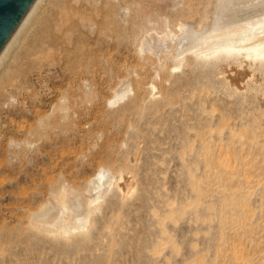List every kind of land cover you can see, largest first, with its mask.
Here are the masks:
<instances>
[{"label":"rangeland","instance_id":"374dc122","mask_svg":"<svg viewBox=\"0 0 264 264\" xmlns=\"http://www.w3.org/2000/svg\"><path fill=\"white\" fill-rule=\"evenodd\" d=\"M34 20L0 69V264H264V0Z\"/></svg>","mask_w":264,"mask_h":264},{"label":"water","instance_id":"95a60500","mask_svg":"<svg viewBox=\"0 0 264 264\" xmlns=\"http://www.w3.org/2000/svg\"><path fill=\"white\" fill-rule=\"evenodd\" d=\"M39 0H0V65Z\"/></svg>","mask_w":264,"mask_h":264},{"label":"bare ground","instance_id":"6f19581e","mask_svg":"<svg viewBox=\"0 0 264 264\" xmlns=\"http://www.w3.org/2000/svg\"><path fill=\"white\" fill-rule=\"evenodd\" d=\"M44 1L45 0H39L38 1V3H37V5L35 6V8H34V10L32 11V13H31V15L29 16V18H28V20L26 21V23H25V25L23 26V28H22V30L20 31V33H19V35L17 36V38H16V40L14 41V43H13V45L11 46V48H10V50L8 51V53H7V55L5 56V58H4V60L2 61V63H1V65H0V69H1V67L4 65V63L5 62H7V60L9 59V57L12 55V53L17 49V47H18V45H19V43L23 40V38L25 37V35H26V33H27V31L30 29V27H31V25L33 24V21H35L34 19H35V17L37 16V13L40 11V9H41V7H42V5H43V3H44ZM261 25V24H260ZM258 26V25H257ZM256 26V27H257ZM262 26V25H261ZM259 28V27H258ZM262 28V27H261ZM252 29V28H251ZM250 29V30H251ZM241 30V29H240ZM246 30V29H245ZM253 30V29H252ZM255 30H257V29H255ZM243 31V29L241 30V32ZM246 31H248V30H246ZM260 31V30H259ZM208 32V31H207ZM246 33V32H245ZM243 34V35H246V34ZM227 34V33H226ZM235 35V34H234ZM252 35V34H251ZM253 35H254V33H253ZM252 35V36H253ZM255 35H256V33H255ZM211 36V35H210ZM233 36V35H232ZM242 36V35H241ZM211 37H213V36H211ZM215 37V36H214ZM213 37V38H214ZM246 38H247V36H245ZM241 38V37H240ZM252 38V37H251ZM250 38V39H251ZM212 39V38H211ZM236 39V38H235ZM234 39V40H235ZM245 39V38H244ZM205 40V39H204ZM225 40H228V39H225ZM231 40V39H230ZM233 40V39H232ZM209 41H211L210 39H209ZM227 43V42H226ZM222 44H223V42H222ZM228 44V43H227ZM233 44V43H232ZM250 47V46H249ZM229 48V47H228ZM206 50V48H203V49H200V50ZM256 49V48H255ZM205 52H207V51H205ZM205 56V55H204ZM248 69V68H247ZM241 72V71H240ZM246 72V71H245ZM243 74V73H242ZM239 75V74H238ZM244 75V74H243ZM242 75V76H243ZM245 76H246V74H245ZM244 76V77H245ZM235 77H236V75H235ZM236 79V78H235ZM237 80V79H236ZM124 93V92H123ZM121 94H122V92H121ZM121 97V96H120ZM123 97V96H122ZM118 98V97H117ZM116 98V99H117ZM122 99V98H121ZM119 100V99H118ZM113 102V101H112ZM103 172V171H102ZM105 173V172H104ZM104 174L103 173H99L98 174V176H97V179H101V178H103L104 179ZM108 178V177H107ZM122 179V178H121ZM96 180V179H95ZM125 180V179H124ZM127 181V180H126ZM93 182V181H92ZM103 182V181H102ZM107 182V181H106ZM109 182V181H108ZM129 185L130 184H128L127 182H125V181H123V182H119L118 183V185L117 186H119V188H120V190L122 191V192H124V190H126V189H128L129 188ZM110 187V186H109ZM108 189V188H107ZM109 190V189H108ZM129 191V190H128ZM126 192V191H125ZM124 192V193H125ZM127 193H130V191L129 192H127ZM104 194V193H103ZM103 194H101V195H98V196H96L95 198H93V199H91V203H93V202H95L97 199H100L102 196H103ZM81 198V197H80ZM55 203V202H54ZM50 205V204H49ZM51 206V205H50ZM50 206H44V208L42 207V208H40V212H38V214H39V216L37 215V213H36V215H37V217L38 218H42V220L43 219H48L50 216H52L51 215V213H52V211H51V209L52 208H49ZM97 210V209H96ZM35 213V212H34ZM241 251V250H240Z\"/></svg>","mask_w":264,"mask_h":264}]
</instances>
